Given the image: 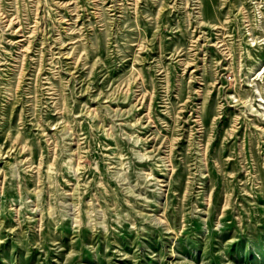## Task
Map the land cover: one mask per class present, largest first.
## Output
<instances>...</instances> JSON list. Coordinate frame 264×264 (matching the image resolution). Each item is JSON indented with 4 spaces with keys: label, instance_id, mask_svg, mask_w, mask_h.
I'll list each match as a JSON object with an SVG mask.
<instances>
[{
    "label": "rangeland",
    "instance_id": "rangeland-1",
    "mask_svg": "<svg viewBox=\"0 0 264 264\" xmlns=\"http://www.w3.org/2000/svg\"><path fill=\"white\" fill-rule=\"evenodd\" d=\"M0 264H264V0H0Z\"/></svg>",
    "mask_w": 264,
    "mask_h": 264
}]
</instances>
